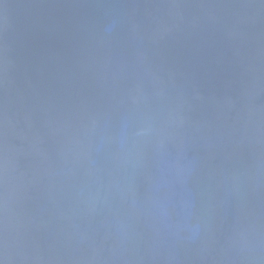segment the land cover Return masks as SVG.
<instances>
[{"label": "water", "instance_id": "water-1", "mask_svg": "<svg viewBox=\"0 0 264 264\" xmlns=\"http://www.w3.org/2000/svg\"><path fill=\"white\" fill-rule=\"evenodd\" d=\"M0 264H264V0H0Z\"/></svg>", "mask_w": 264, "mask_h": 264}]
</instances>
